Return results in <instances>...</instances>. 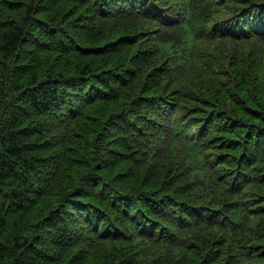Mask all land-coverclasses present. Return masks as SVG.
I'll use <instances>...</instances> for the list:
<instances>
[{
    "label": "trees",
    "instance_id": "obj_1",
    "mask_svg": "<svg viewBox=\"0 0 264 264\" xmlns=\"http://www.w3.org/2000/svg\"><path fill=\"white\" fill-rule=\"evenodd\" d=\"M262 48L264 0H0V264H264Z\"/></svg>",
    "mask_w": 264,
    "mask_h": 264
},
{
    "label": "rangeland",
    "instance_id": "obj_2",
    "mask_svg": "<svg viewBox=\"0 0 264 264\" xmlns=\"http://www.w3.org/2000/svg\"><path fill=\"white\" fill-rule=\"evenodd\" d=\"M217 44L218 45L216 47H210V49L212 50V48H214L215 49L214 52L218 55L220 53V50L222 49L223 43L222 42H218ZM233 47L236 50H238V51H243L244 53H248V52L251 51V48L248 45H234L233 44ZM256 55H257V58H258L259 55L263 56L264 55V48L259 49L256 52ZM210 63H213V64L217 65L218 64V61H210ZM216 68H219V64L216 66Z\"/></svg>",
    "mask_w": 264,
    "mask_h": 264
}]
</instances>
